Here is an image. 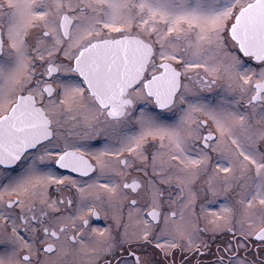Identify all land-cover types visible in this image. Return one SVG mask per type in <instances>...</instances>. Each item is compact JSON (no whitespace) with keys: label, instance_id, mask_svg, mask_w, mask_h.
Returning <instances> with one entry per match:
<instances>
[{"label":"snow or ice","instance_id":"1","mask_svg":"<svg viewBox=\"0 0 264 264\" xmlns=\"http://www.w3.org/2000/svg\"><path fill=\"white\" fill-rule=\"evenodd\" d=\"M0 264H264V0H0Z\"/></svg>","mask_w":264,"mask_h":264}]
</instances>
